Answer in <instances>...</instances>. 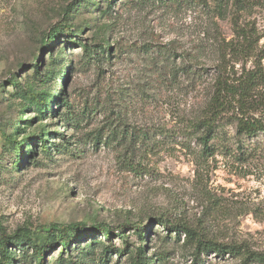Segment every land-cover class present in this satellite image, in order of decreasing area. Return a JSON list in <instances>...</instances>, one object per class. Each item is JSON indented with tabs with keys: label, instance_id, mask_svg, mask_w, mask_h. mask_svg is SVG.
<instances>
[{
	"label": "rangeland",
	"instance_id": "obj_1",
	"mask_svg": "<svg viewBox=\"0 0 264 264\" xmlns=\"http://www.w3.org/2000/svg\"><path fill=\"white\" fill-rule=\"evenodd\" d=\"M252 2L239 9L234 0H0V220L7 233L29 231L44 245L49 224L103 223L124 226L126 239L113 234L110 250L108 238L91 234L64 259L134 264L143 246L151 264H242L214 252L196 259L193 242L168 231L160 224L166 219L264 252V130L238 138L234 118L245 110L264 124V0ZM238 24L256 29V56L233 61L227 50L222 63L219 44L236 37ZM61 25L77 33L67 37ZM49 34L56 37L43 43ZM253 70L262 79L251 102L227 105L205 149L198 125L217 79L237 83ZM42 129L55 145L48 152L27 145L18 166L5 133L24 142ZM114 130L116 140L104 144ZM143 226L151 228L145 239ZM46 248L45 264H60V244ZM10 250L14 264H37L32 247Z\"/></svg>",
	"mask_w": 264,
	"mask_h": 264
},
{
	"label": "trees",
	"instance_id": "obj_2",
	"mask_svg": "<svg viewBox=\"0 0 264 264\" xmlns=\"http://www.w3.org/2000/svg\"><path fill=\"white\" fill-rule=\"evenodd\" d=\"M200 2L201 0H195ZM253 0H234V5L237 8H248L251 7L254 3ZM107 2L111 5L115 2V0H107ZM61 28L64 30V34L69 37L74 33H77L73 30L72 27L61 25ZM235 35L236 37L228 44V49L226 48L228 45H224L222 43L219 44V52L221 53L222 63L226 61L227 54L226 51L229 50L234 61H238L241 59L250 58L256 56V44L260 40V37H256V29L254 27H247L243 25L235 26ZM56 35L49 34L46 38L43 39V43H47L53 40ZM49 38V39H48ZM78 43V42H76ZM85 49L90 50L89 45H84ZM105 54L110 53V47L104 46ZM226 54V55H225ZM41 56V55H40ZM40 58V57H39ZM39 58H36V61L39 62ZM261 59V58H260ZM38 64V63H36ZM39 65H36L38 68ZM222 66V65H221ZM69 67V65H68ZM51 71L48 70L45 75H42V80H48ZM260 79H262V75L258 70L248 71L245 74V77L238 80L237 83H229L226 80H218L216 84V89L211 98L209 109L206 112V115L202 121L199 122L198 126H202L205 133L203 135V143L205 149L209 147L208 142L210 137L216 138V131L218 129L215 128L217 124V120L222 117L223 112L226 110L227 105L234 104L235 102L240 103L241 109L243 102H251L252 94H255V90L257 86L260 84ZM15 84L18 85L19 82L15 81ZM25 96H29L32 99V103H37V106L46 107L47 101L43 99L40 94L35 91H30L29 89H23ZM62 94L60 96H56L59 104L62 105L67 101L66 98V89L65 83L63 84ZM68 103V102H67ZM242 112V111H241ZM68 121L66 122V126L70 122V117H68ZM236 122V135L240 138L243 135H255L261 130H264L263 122L251 119L243 110L242 115H235ZM23 122V121H22ZM197 126V125H196ZM49 129H42L38 134L31 136L30 138L24 139V142L19 141L13 134L8 135L5 133V138L10 142V144L18 149V158L16 160L17 165L21 166L22 162H20V158L24 160V148L27 145H32L35 150L38 149L39 144H41L43 151L48 152L51 148V145L54 141H50V144L47 145V137L51 134L47 132ZM58 135H63L60 131L57 132ZM116 135V131H109L107 133L106 141L104 144L110 143V141L116 140L114 137ZM101 136L96 137V144L101 142ZM109 140V141H108ZM52 143V144H51ZM211 146V145H210ZM218 147V146H217ZM33 150H30V154L35 153ZM160 224L168 229V231H175L176 234H180L184 232V234L188 237V240H191L194 245L193 255L196 259L200 258L202 254L207 252H214L216 255H234L241 258L242 264H264V252H259L256 250H252L250 247L243 244H227V243H219L213 239H209L206 236L199 233L196 229L184 224V225H176L173 226L166 219H161ZM86 225L83 223H73V224H59L52 223L47 226H44V231L48 238L44 245H40L37 238L32 237L29 231H23L22 233H15L13 235L7 233L6 229L3 226V223L0 220V264H14L15 260L12 257V253L10 248H20L24 249L29 246L33 248L32 256L37 261V264H45V252L47 250V246L52 248L57 243L60 244L61 252L56 259L60 264H86L81 262V259L73 258V256H68L67 260L64 259L63 255L65 251L71 250V245L75 243L76 240L83 239L87 236H92L91 234H102L104 237L108 238L111 245L108 246V249H115L112 245V236L113 234H118L119 237L126 239L124 226L113 228L107 224H96L90 229L85 227ZM140 232V236L142 239H145L146 235L150 232V226H143L142 228L137 229ZM152 260L145 254L143 250V246L139 247L137 250V257L134 264H151Z\"/></svg>",
	"mask_w": 264,
	"mask_h": 264
}]
</instances>
